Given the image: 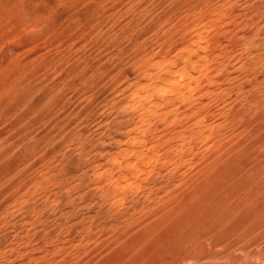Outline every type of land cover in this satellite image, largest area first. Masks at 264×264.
<instances>
[{
	"label": "rangeland",
	"instance_id": "rangeland-1",
	"mask_svg": "<svg viewBox=\"0 0 264 264\" xmlns=\"http://www.w3.org/2000/svg\"><path fill=\"white\" fill-rule=\"evenodd\" d=\"M199 251L264 263V0H0V264Z\"/></svg>",
	"mask_w": 264,
	"mask_h": 264
},
{
	"label": "bare ground",
	"instance_id": "bare-ground-1",
	"mask_svg": "<svg viewBox=\"0 0 264 264\" xmlns=\"http://www.w3.org/2000/svg\"><path fill=\"white\" fill-rule=\"evenodd\" d=\"M185 51V50H184ZM183 52V50H182ZM186 53V52H185ZM184 58V57H183ZM188 58V57H186ZM190 59V58H189ZM191 61V60H190ZM158 64V63H157ZM186 65V64H185ZM176 66V65H175ZM173 67V66H172ZM176 69V68H175ZM173 71V70H172ZM177 71V70H175ZM174 73V72H173ZM191 76L190 71L188 70V68L186 66H183L181 68H179L177 73H174L169 80L167 79V81H162L161 83H159V85L157 86V93L159 97H162L163 95H165L168 91H171V87H172V83L176 82V81H180L181 78H185V77H189ZM180 79V80H177ZM181 83V82H180ZM176 85V83H175ZM178 85V84H177ZM192 85V84H191ZM181 87V86H180ZM173 89V88H172ZM169 96V95H168ZM150 97V96H149ZM148 98V97H147ZM154 101V100H153ZM176 102V101H175ZM164 106V105H163ZM172 111V110H171ZM133 136V135H132ZM131 159V158H130ZM136 160V159H135ZM139 164V163H138ZM145 166V165H144ZM135 177V176H134ZM232 238V237H231ZM208 243V242H207ZM194 246V245H193ZM221 248V247H220ZM219 248V249H220ZM240 249V248H239ZM249 251V250H248ZM207 254V255H206ZM258 254L253 253V252H249L247 253V255H244V258L248 259V258H258L257 256ZM261 256V255H260ZM216 256H213V253H209L205 252V251H199L196 253H192V254H188L183 256L180 259H177L175 261H170V262H164V263H152L151 264H185L186 262H192L193 264H223L222 262H219L216 258ZM226 257V256H225ZM224 257V258H225ZM241 257V256H240ZM240 257H234V256H227V262L224 264H235L237 262H242V260ZM226 259V258H225ZM263 260V259H262ZM191 263V264H192ZM246 263V262H245ZM244 263V264H245ZM253 263L255 264V261H253ZM251 262V264H253ZM257 263V262H256ZM150 264V263H149ZM249 264V263H248ZM264 264V263H263Z\"/></svg>",
	"mask_w": 264,
	"mask_h": 264
}]
</instances>
